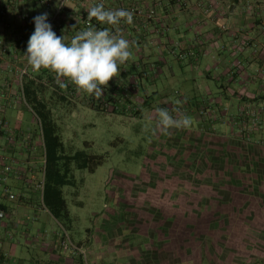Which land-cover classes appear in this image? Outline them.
I'll return each instance as SVG.
<instances>
[{
  "label": "rangeland",
  "instance_id": "1",
  "mask_svg": "<svg viewBox=\"0 0 264 264\" xmlns=\"http://www.w3.org/2000/svg\"><path fill=\"white\" fill-rule=\"evenodd\" d=\"M157 60L124 68L146 74L136 77L144 89L137 96L145 100L142 105L124 100L113 82L101 100L83 91L70 104H49L66 152L86 150L103 158L93 173L74 170V186L62 188L71 220L66 229L42 211L34 188L27 194L32 209L20 204L22 191L10 184L7 192L0 187V203L16 205L15 223L24 215L31 234L64 237L65 253L70 243H79L87 264H264V133L252 130L259 117L242 112V92L239 101L231 97L230 91H242L233 78L202 80L186 59ZM162 62L164 73L157 68ZM127 78H119L120 84L127 86ZM157 107L174 117L178 109L192 118L191 126L153 134ZM14 110L12 126L29 130L33 143L38 141L30 109L20 104ZM32 175L36 184L41 181L39 168ZM234 184L242 190L239 196ZM245 190L250 195L244 197ZM20 245L11 244L13 258H40L25 239Z\"/></svg>",
  "mask_w": 264,
  "mask_h": 264
},
{
  "label": "crops",
  "instance_id": "2",
  "mask_svg": "<svg viewBox=\"0 0 264 264\" xmlns=\"http://www.w3.org/2000/svg\"><path fill=\"white\" fill-rule=\"evenodd\" d=\"M99 2L100 0H0V105L4 109L2 117L7 125L0 126V161L8 163L12 168L9 173L0 170V187H4V192H7L8 184L20 187L22 196L19 202L29 206V209L32 207L27 194L31 193L33 188L42 197V140L39 134V140L33 143L29 130L19 131L14 128L15 124L12 126L11 123L17 105L28 108L22 97V85L19 86L18 71L27 62L24 54L29 37L35 30L33 18L43 13L50 15L59 11L56 34L64 35L65 42L70 43L79 32L75 29L81 28L88 20L86 9ZM102 2L108 9L123 8L134 13L133 24L129 25L122 20L116 26L123 37L130 44H134L130 48L132 55L124 64L118 65V77L109 81L121 87V93L128 94V101L141 105L145 102L137 97L140 90L144 93V89L137 86L134 75L124 72L128 63L132 67L136 60L157 58L164 61L173 58L178 62L186 59V66L195 78L217 82L233 78L232 81L239 84V90L242 91H230L231 97L239 101L237 93L241 95L242 92V112L247 110L250 115L257 114L261 125L252 130L254 133H264V0ZM102 25L103 28L116 31V27ZM160 64L157 68L163 72L161 67L165 63ZM43 71V68L36 71L28 65L27 75L41 76ZM127 76V86L121 85L123 82L119 78ZM142 76H146L145 72ZM64 82L67 85V94L63 96L66 101H70L72 91H84L78 90L77 86L66 78ZM65 88H61V91ZM151 93H154V90ZM145 98L148 101L146 96ZM35 122L38 124L36 119ZM36 149L38 153L35 154ZM37 168L41 181L36 184L32 173ZM7 195L11 193L8 191ZM14 199L15 196L7 200ZM42 209L52 217L44 206ZM16 216V205L5 206L0 203V259L5 258L9 264H74V257L68 250L65 253V244H61L62 239H59L58 234L45 235L38 231L31 234L23 222L24 215L15 223ZM22 226L24 229L20 231ZM23 239L28 242V250L39 253L40 258L30 256L15 259L11 256V244L16 242L21 246Z\"/></svg>",
  "mask_w": 264,
  "mask_h": 264
},
{
  "label": "clouds",
  "instance_id": "3",
  "mask_svg": "<svg viewBox=\"0 0 264 264\" xmlns=\"http://www.w3.org/2000/svg\"><path fill=\"white\" fill-rule=\"evenodd\" d=\"M89 21H96L116 27L123 20L133 24L134 13L123 8L108 9L102 0L86 9ZM35 30L29 37L27 51L24 54L28 65L34 70L42 68L55 73L56 84L61 88L67 85L62 80L74 83L78 90H84L94 99L101 100L109 81L118 77V65L124 64L132 55L130 48L134 44L123 37L120 29L97 28L91 23L86 29L75 34L70 43L66 37L57 36L48 23V14L33 18ZM178 113L173 116L167 108L157 107L156 123L150 130L153 134H167L172 129H186L192 124V118Z\"/></svg>",
  "mask_w": 264,
  "mask_h": 264
},
{
  "label": "trees",
  "instance_id": "4",
  "mask_svg": "<svg viewBox=\"0 0 264 264\" xmlns=\"http://www.w3.org/2000/svg\"><path fill=\"white\" fill-rule=\"evenodd\" d=\"M89 23L97 28H103L102 23L93 19L92 21L87 20L85 25H82L81 28H77L75 30L81 31L86 29ZM43 70L44 71L41 73V76L31 77L30 75L26 74L23 77L22 97L24 98V102L26 103L27 107L30 109L38 122L44 150L41 197L42 204L52 216V218H54L62 228L66 229L71 220L66 209L62 188L65 186H74V170L93 173L102 164L103 158L101 156L90 155L86 152V150L66 152L58 135V128L53 120L52 111L49 108V104L57 102L70 104L71 102L64 100L63 96L67 94V91L66 88L61 91V87L56 84L55 73L48 69ZM142 73L143 72H135L133 75L135 79L136 77L142 78ZM62 80L64 81L65 78H62ZM76 92L77 91H72L70 96L72 97ZM121 94L122 98L128 101V96L123 92ZM84 146L87 147V144L85 143ZM232 173L234 174L235 172ZM239 175L234 174L232 176L233 178H239ZM262 187H264V185ZM232 188L236 189V185L234 184ZM259 188L261 187H256L254 189ZM260 190H258V192ZM262 191L264 193V189H262ZM233 192L234 194L237 192L236 195L238 196L239 194H242V190L240 191L239 189L233 190ZM250 192L251 191L247 190L244 194V197L250 195ZM258 197L262 198L263 196L258 194ZM236 198L238 199V197ZM232 200L233 199H231L230 202H232ZM253 201L258 202L259 200ZM232 204H234V202H232ZM190 225L191 224L186 223L184 227L189 228ZM62 240H64V237ZM76 246L80 247L79 243ZM74 264L82 263L81 260L78 259Z\"/></svg>",
  "mask_w": 264,
  "mask_h": 264
},
{
  "label": "built area",
  "instance_id": "5",
  "mask_svg": "<svg viewBox=\"0 0 264 264\" xmlns=\"http://www.w3.org/2000/svg\"><path fill=\"white\" fill-rule=\"evenodd\" d=\"M59 11H55L54 13L48 15V23L51 24L53 31L56 33V19L58 17ZM27 68H28V63L26 62L18 71V82H19V86L22 85V79L23 77L27 74ZM4 109L2 108V106L0 105V126H4L6 127V121L3 119L2 117V113H3ZM0 170L2 172L5 173H9L12 171L11 166L8 163H5L4 161H0ZM9 199H13L12 195H8ZM65 243H67L65 240L61 241V244L64 245ZM71 247H70V253L71 256L74 257L75 261L74 263L80 259L82 264H87V257H86V253L81 250L80 247L73 245L72 243ZM0 264H9V262L3 258L0 259Z\"/></svg>",
  "mask_w": 264,
  "mask_h": 264
}]
</instances>
